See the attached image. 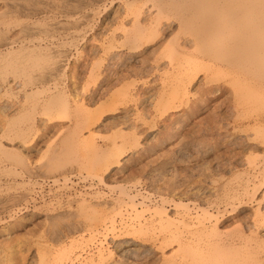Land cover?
<instances>
[{"label":"rangeland","instance_id":"rangeland-1","mask_svg":"<svg viewBox=\"0 0 264 264\" xmlns=\"http://www.w3.org/2000/svg\"><path fill=\"white\" fill-rule=\"evenodd\" d=\"M22 1L0 0V20L8 15L11 22L0 25L8 35L0 34V145L24 159L0 152V264H264V144L254 140L262 131L233 124L231 104L223 99L228 94L196 100L203 69L187 84L185 99L178 98L173 58L190 55L179 22L166 23V31L129 57L125 32L156 15L155 0ZM32 56L53 57L61 68L37 67ZM43 75L46 88L24 96L38 90L26 84ZM55 87L64 95L46 112L45 95ZM39 102L42 111H34ZM211 116H220L221 127L209 132ZM66 139L72 159H50ZM118 145L126 149L122 155L100 161L99 153L111 155ZM49 179L68 183L44 184ZM121 186L137 202L146 196L138 206L142 216ZM163 199L167 214L151 212ZM56 216L66 218L58 233ZM77 219L82 224L70 229Z\"/></svg>","mask_w":264,"mask_h":264},{"label":"bare ground","instance_id":"bare-ground-1","mask_svg":"<svg viewBox=\"0 0 264 264\" xmlns=\"http://www.w3.org/2000/svg\"><path fill=\"white\" fill-rule=\"evenodd\" d=\"M52 1V0H51ZM80 1V0H79ZM111 1V0H110ZM134 1V0H133ZM22 2H25L22 1ZM37 2V1H36ZM68 3V2H67ZM34 4V3H33ZM36 4V3H35ZM56 4V3H55ZM71 4V3H70ZM85 4V3H84ZM67 5V4H65ZM109 5V4H108ZM29 6V5H28ZM56 6V5H55ZM119 6V5H118ZM136 6V5H135ZM157 7V13L153 17L146 18L143 15V19L139 20L144 24L140 26H135L132 29H129L125 32L127 44L125 45L126 54L129 57L135 56L140 52H143V45L145 40L151 39L154 34L163 33L165 30L166 23L169 24L174 21H178L180 25V33L183 35L189 36L187 44L190 48L185 55L189 56L185 59L184 55L177 56L173 58L175 64H172L173 69L176 74L177 81V96L178 98H182L183 100L187 96V84H191L195 78L196 74L199 70H204V77L201 80L203 85V92L196 89L195 94H199V97L196 98L202 99L205 97L206 99L212 97H219L226 95L223 99H226L231 104L229 107L232 118L233 124L239 126H245L243 128L244 131H247L249 125H253L254 127L258 128L260 133L255 134L257 138L254 137L255 141H258V144H264V0H202V1H195V0H155V5ZM21 7V6H20ZM37 7V6H36ZM52 7V6H51ZM57 7V6H56ZM55 7V8H56ZM62 7V5L60 6ZM59 7V8H60ZM65 7V6H64ZM16 8V7H15ZM13 8V9H15ZM40 8V7H39ZM50 8V7H49ZM54 8V10H55ZM104 8V7H103ZM122 8V7H121ZM146 8V7H145ZM46 9V7H45ZM48 9V8H47ZM58 9V8H57ZM56 9V10H57ZM68 9V8H67ZM17 10V9H16ZM29 10V9H27ZM38 10V9H37ZM61 10V9H59ZM5 12V11H4ZM37 12V11H36ZM45 12V10L43 11ZM54 12V11H53ZM75 12V11H74ZM95 12V11H94ZM15 13V11H14ZM57 13V12H56ZM62 13V12H61ZM76 13V12H75ZM82 13V12H81ZM4 14V13H3ZM8 14V13H7ZM11 14V13H10ZM43 14V13H42ZM77 14V13H76ZM27 15V14H26ZM71 15V14H70ZM79 15V14H78ZM94 15V14H93ZM13 16V15H12ZM64 16V15H63ZM88 16V15H87ZM117 16V15H116ZM9 17L8 15H3L2 20H0V25L10 26L11 22L6 20ZM54 17V16H53ZM90 17V16H89ZM12 18V17H10ZM64 18V17H63ZM35 19V18H34ZM129 19V18H128ZM137 19H140L137 16ZM28 21V20H27ZM32 21V20H31ZM37 21V20H36ZM70 21V20H69ZM41 22V20H40ZM49 22V21H48ZM59 22V21H58ZM56 22V23H58ZM13 23V22H12ZM23 23V22H21ZM39 23V21H38ZM66 23V22H65ZM78 23V21H77ZM69 24V23H68ZM80 24V23H79ZM84 24V23H83ZM41 25V24H40ZM71 25V24H70ZM25 26V25H24ZM65 26V25H64ZM168 26V25H167ZM1 27V26H0ZM72 27V26H71ZM85 27V26H84ZM7 28V27H6ZM38 29V28H37ZM177 29V28H176ZM2 32L0 34H4V31L0 29ZM47 30V29H46ZM45 30V32H47ZM25 31V30H24ZM50 31V30H49ZM60 31V30H59ZM83 31V30H82ZM54 32V31H53ZM69 32V31H68ZM108 32V31H107ZM49 33H52L51 31ZM56 33V32H55ZM110 33V31H109ZM85 34V33H84ZM105 34V33H104ZM6 36V34H4ZM45 35V34H44ZM52 35V34H51ZM172 35V34H171ZM1 36V35H0ZM8 36V35H7ZM6 36V37H7ZM19 36V35H18ZM17 36V37H18ZM48 36V35H47ZM60 36V35H59ZM81 36V35H79ZM105 36V35H104ZM181 36V37H182ZM5 37V38H6ZM24 37V36H23ZM50 38V35L48 36ZM165 37V36H163ZM8 38V37H7ZM20 38V37H19ZM52 38V36H51ZM1 39V37H0ZM3 39V38H2ZM48 39V38H47ZM162 39V38H161ZM183 39V38H182ZM7 40V39H5ZM64 40V39H63ZM81 40V39H80ZM116 40V39H115ZM187 40V39H186ZM31 41V40H30ZM161 41V40H160ZM1 42V41H0ZM52 42V41H51ZM113 42V41H112ZM159 42V40H158ZM2 43V42H1ZM4 43V42H3ZM12 43V42H11ZM9 44V43H8ZM24 44V43H23ZM2 45V44H0ZM25 45V44H24ZM28 45V44H27ZM156 45V43H155ZM4 47V46H2ZM6 47V46H5ZM70 47V46H69ZM109 47H114L112 44ZM24 48V47H23ZM7 49V47H6ZM12 49V48H11ZM25 49V48H24ZM114 49V48H112ZM38 50V49H37ZM92 50V49H91ZM145 50V49H144ZM154 51V47L152 49ZM11 51V50H10ZM2 52V51H0ZM4 52V50H3ZM2 52V53H3ZM6 52V51H5ZM41 52V51H40ZM60 52V51H59ZM99 52V51H98ZM109 52V51H108ZM113 52V51H112ZM15 53L12 50L11 55ZM52 53V52H51ZM57 53V52H56ZM151 53V52H150ZM5 54V53H4ZM10 54V53H9ZM41 54V53H40ZM43 54V53H42ZM50 54V53H49ZM59 54V53H58ZM1 53H0V60H1ZM33 55V54H32ZM44 55V54H43ZM47 55V54H46ZM88 55V54H87ZM141 55V54H140ZM7 56H10L7 54ZM56 56V55H55ZM66 56V55H65ZM30 57V56H29ZM128 57V58H129ZM7 58V57H6ZM9 58V57H8ZM57 58V57H56ZM59 58V57H58ZM152 59V58H151ZM27 60V59H26ZM142 60V59H140ZM21 61V60H20ZM19 61V62H20ZM31 61L34 65L39 66L40 68L46 69L47 66H51L53 71H58L59 62L58 60L53 57H39V56H32ZM31 61H29L31 63ZM4 62V61H3ZM17 62V61H16ZM26 62V61H25ZM2 63V62H1ZM172 63V62H171ZM15 64V63H14ZM20 64V63H19ZM22 64V63H21ZM61 64V63H60ZM86 64V62H85ZM167 64V63H166ZM159 65V64H158ZM157 65V66H158ZM168 65V64H167ZM0 66H2L0 64ZM5 66V65H4ZM29 66V65H28ZM134 66V65H133ZM150 66V65H149ZM165 66V65H164ZM16 67V66H15ZM30 67V66H29ZM36 67V66H35ZM36 67V68H37ZM100 67V66H99ZM111 67V66H110ZM121 67V66H120ZM138 67V66H136ZM6 68V66H5ZM27 68V67H26ZM98 68V67H97ZM169 68V67H168ZM48 69V68H47ZM50 69V68H49ZM96 68H94L95 70ZM134 69V68H133ZM149 69V68H148ZM167 69V67H166ZM2 70V69H1ZM9 70V69H8ZM26 70V69H25ZM36 70V69H34ZM41 70V69H40ZM93 70V69H92ZM50 71V70H49ZM48 71V72H49ZM114 71V70H113ZM126 71H130L129 69ZM125 71V72H126ZM147 71V70H146ZM168 71V70H167ZM6 72V71H5ZM46 72V71H45ZM101 72V71H100ZM111 72V71H110ZM133 72V71H132ZM144 72V71H143ZM1 73V72H0ZM30 73V72H29ZM59 73V72H58ZM127 73V72H126ZM139 73V72H138ZM157 73V72H156ZM48 77L49 75L47 72L45 73ZM103 74V73H102ZM4 75V74H3ZM2 75V76H3ZM27 75V74H26ZM29 76V75H27ZM42 76V75H41ZM57 76V75H56ZM63 76V75H62ZM123 76V75H122ZM128 76V75H127ZM158 76V75H157ZM5 77V76H4ZM38 77V76H37ZM104 77V76H103ZM30 78V77H29ZM38 79V82L35 81L37 78L34 77V81H31L26 84L27 87L31 86L38 87V90H34L30 93L26 90L24 92V96L30 97L34 96L35 94L38 95L40 92V88H46L47 80ZM51 78V77H50ZM112 79V78H111ZM122 79V78H120ZM142 79V78H141ZM23 80V79H22ZM33 80V78H32ZM74 80V79H73ZM79 80V79H78ZM117 80V79H116ZM119 80V79H118ZM158 80V79H157ZM156 80V81H157ZM29 81V79H28ZM49 81V80H48ZM53 81V80H52ZM130 81V80H129ZM58 82V81H57ZM140 82V81H139ZM4 84V83H3ZM56 84V83H55ZM59 84V83H58ZM103 84V83H102ZM157 84V83H156ZM17 85V83H16ZM54 85V84H53ZM137 85V84H136ZM200 86V85H199ZM35 87V89H37ZM60 87V86H59ZM52 94H46L47 97L45 100L46 102V112H50L55 106L58 99L63 97L62 91H57ZM156 88V87H155ZM42 89V90H43ZM99 89V88H98ZM1 90V89H0ZM20 90V89H19ZM24 90V89H23ZM32 90V89H31ZM46 90V89H45ZM49 90V88H48ZM61 90V89H59ZM157 90V88H156ZM189 90V89H188ZM15 91V90H14ZM21 91V90H20ZM25 91V90H24ZM47 92V91H46ZM45 92V93H46ZM193 92V91H192ZM9 93V92H7ZM66 93V92H65ZM138 93V92H137ZM155 93V92H154ZM190 93V92H189ZM203 93V94H200ZM74 94V93H73ZM76 94V92H75ZM83 94V93H81ZM22 95V94H21ZM43 95V94H41ZM85 95V94H84ZM83 95V96H84ZM10 96V95H9ZM77 96V95H76ZM90 96V95H89ZM115 93L111 94V97L116 99ZM44 97V96H43ZM149 97V96H148ZM35 98V97H34ZM32 98V99H34ZM40 98V97H38ZM111 98V99H112ZM221 98V97H220ZM30 99V98H29ZM37 99V98H36ZM36 103H38L36 100ZM92 100V99H91ZM104 100V99H103ZM13 101V100H12ZM30 101V100H29ZM33 101V102H34ZM113 101V100H112ZM205 101V100H204ZM27 102V99H26ZM93 102V101H92ZM196 102V101H195ZM206 102V101H205ZM209 102V101H208ZM224 102V101H223ZM17 103V102H16ZM36 103H34L36 105ZM192 102L187 101V104L191 106ZM217 103V102H216ZM33 104V105H34ZM41 103L39 102L38 105L33 106L34 111L39 110L38 108ZM197 104V103H196ZM14 105V104H13ZM27 105V104H26ZM215 105V104H214ZM8 106V105H7ZM41 106V105H40ZM44 106V105H43ZM208 106V105H207ZM223 106V105H222ZM13 107V106H12ZM32 107V106H31ZM82 107V106H81ZM5 108V107H4ZM11 108V107H10ZM9 108V109H10ZM196 108V107H195ZM28 108H25V110ZM32 109V108H31ZM41 109V108H40ZM191 109V108H190ZM216 109V108H215ZM219 109V108H218ZM147 110V109H146ZM186 110V109H185ZM194 110V108H193ZM191 110V111H193ZM31 111V110H30ZM42 111V109L40 110ZM39 111V112H40ZM81 109H77L79 113ZM196 111V110H195ZM229 111V112H230ZM24 112V111H23ZM26 112V111H25ZM38 112V113H39ZM188 112V111H187ZM186 112V113H187ZM212 112V111H211ZM228 112V113H229ZM77 113V114H78ZM97 113V112H96ZM130 113V112H129ZM191 113V112H190ZM2 114V113H1ZM19 114V113H18ZM230 114V113H229ZM172 115V114H171ZM190 115V114H189ZM211 115V114H210ZM213 115V114H212ZM75 116V115H74ZM78 116V115H77ZM231 116V115H230ZM217 117L220 116H211L210 123L208 125V131L212 132L214 129H219L221 127V121L218 120ZM224 117V116H223ZM222 117V118H223ZM227 117V116H226ZM182 118V117H181ZM121 119V118H120ZM225 119V118H224ZM174 120V119H173ZM220 121V122H219ZM228 121V120H227ZM226 121V122H227ZM32 122V121H31ZM30 122V123H31ZM187 122V121H186ZM45 124V123H44ZM170 124V123H169ZM131 125V124H130ZM7 126V125H6ZM5 126V127H6ZM80 125L78 124V128ZM93 126V125H92ZM198 126V125H197ZM207 126V125H206ZM27 127V126H26ZM29 127V126H28ZM54 127V126H53ZM139 127V126H138ZM241 127V128H242ZM33 128V127H32ZM47 128V127H46ZM67 128V127H66ZM237 128V127H236ZM235 128V129H236ZM5 129V128H4ZM25 129V128H24ZM52 129V128H51ZM21 130V129H20ZM82 130V128L80 129ZM241 130V131H243ZM22 131V130H21ZM25 131V130H24ZM23 131V132H24ZM47 131V130H46ZM219 131V130H218ZM221 131V130H220ZM29 132V130L27 131ZM80 132V131H79ZM78 132V133H79ZM92 132V131H91ZM26 134V133H25ZM192 134V133H191ZM228 134V133H227ZM232 134V133H231ZM245 136V135H244ZM197 138V137H196ZM210 138V137H209ZM214 138V137H213ZM227 138V137H226ZM251 140V139H250ZM203 141V140H202ZM227 141V140H226ZM69 139H66V145L63 146L60 152L55 151L54 157L50 159L59 160L63 162V159L60 155H67L70 157L72 153H70L69 146H68ZM211 142V141H210ZM205 143V142H203ZM208 143V142H207ZM209 144V143H208ZM211 144V143H210ZM209 144V145H210ZM213 144V143H212ZM215 144V143H214ZM135 145V144H134ZM239 145V144H238ZM243 145V144H242ZM213 146V145H212ZM254 146V145H253ZM207 147V145H206ZM209 147V146H208ZM75 148V147H74ZM257 149V148H256ZM124 145H118L114 148L113 153L111 155L107 154L105 151L99 153V159L101 162L108 163L110 159L113 157H118L125 152ZM208 150V149H207ZM0 152L4 154L6 157H10L14 160L20 161L24 163L23 157L19 155H12L4 151L0 145ZM256 154V153H255ZM255 154L253 156H255ZM257 155V154H256ZM72 158L70 157V160ZM253 159V158H251ZM111 162V161H110ZM114 162V160H113ZM115 162H119V160H115ZM261 164L264 166V157L260 160ZM72 163V162H71ZM104 163V164H105ZM124 163V162H123ZM126 163V162H125ZM109 164V163H108ZM112 164V163H111ZM62 165V164H61ZM100 165V164H99ZM103 165V164H102ZM115 165V164H114ZM258 165V164H257ZM41 166V165H40ZM47 166V165H46ZM110 166V165H109ZM51 167V166H50ZM259 167V166H258ZM264 168V167H263ZM261 167V169H263ZM260 169V170H261ZM46 172V171H45ZM262 172V171H261ZM264 173V172H262ZM106 174V173H105ZM258 174V173H257ZM260 174V173H259ZM262 177V176H261ZM67 178V176H66ZM65 179V178H64ZM102 179V178H101ZM260 179V178H259ZM69 180L66 179V181ZM52 181V183H64L67 184L68 182H64L62 179H55V180H45ZM103 181V180H102ZM260 181V180H259ZM258 181V182H259ZM264 181V178L263 180ZM264 182L259 183L263 185ZM256 185V183H255ZM254 185V186H255ZM253 186V196H255L258 191ZM258 186V184H257ZM247 187V186H246ZM230 188V187H229ZM234 189V188H233ZM243 189V188H242ZM262 189V187H261ZM121 192L126 193L129 196V200L131 202V207L137 213V216H142V210L138 209V206L144 205V200L137 202L136 195H130L126 192V187L121 186ZM224 191V190H223ZM226 191V190H225ZM228 191V190H227ZM211 192V191H210ZM227 193V192H226ZM225 193V194H226ZM238 193V192H237ZM252 193V192H251ZM250 194V193H249ZM261 194V193H260ZM259 194V195H260ZM125 195V194H124ZM221 195V194H220ZM252 195V194H251ZM250 195V196H251ZM75 196V195H74ZM227 196V195H226ZM231 197V196H230ZM229 197V198H230ZM239 197V196H238ZM252 197V196H251ZM250 197V198H251ZM262 197V196H261ZM260 197V198H261ZM217 198V197H216ZM222 198V197H221ZM225 198V197H224ZM227 198V197H226ZM256 198V197H255ZM241 199V198H240ZM244 199V197H243ZM254 199V198H253ZM253 199L251 201H253ZM223 201V199H221ZM249 200V199H248ZM247 200V201H248ZM255 200V199H254ZM260 200V199H259ZM220 201V197H219ZM238 201V200H236ZM250 201V202H251ZM257 201V200H256ZM262 201V200H261ZM229 202V201H228ZM244 202V200L242 201ZM246 202V201H245ZM166 200H162V205H157L151 212L159 213L156 215H160V213L165 214L168 209L165 208ZM223 203V202H222ZM258 203V202H257ZM214 204V203H213ZM217 204H220L219 202ZM234 204V203H233ZM242 204V203H241ZM262 204V203H261ZM176 206L182 205V203H175ZM230 205V203H229ZM129 206V205H128ZM219 206V205H218ZM226 206V205H224ZM233 206V205H230ZM229 206V207H230ZM228 207V206H227ZM226 207V210L228 209ZM237 207V206H236ZM236 207H234L236 209ZM263 207V206H262ZM56 208V207H55ZM131 209V208H130ZM147 209H150L149 207ZM146 209V210H147ZM225 209V208H224ZM255 209V208H254ZM121 210V209H120ZM219 210V209H218ZM232 211V210H231ZM165 212V213H163ZM209 211H203L207 217L211 218L214 215L212 213H208ZM121 213V212H120ZM150 213V212H149ZM154 213V214H155ZM202 213V214H203ZM215 213V212H214ZM218 213V212H217ZM167 214V213H166ZM203 214V215H204ZM189 215V214H188ZM218 215H220L218 213ZM223 216V214H221ZM217 216V215H216ZM221 216V217H222ZM74 217V216H73ZM77 217V216H76ZM136 217V216H135ZM170 217V216H168ZM206 217V218H207ZM218 217V216H217ZM217 217H213L214 219ZM65 218V217H62ZM62 218L54 217L53 227L57 232L59 230V225L61 224ZM132 218V217H131ZM194 218V217H193ZM192 218V219H193ZM205 218V216L203 217ZM238 218V216H237ZM66 219V218H65ZM76 219V218H75ZM199 222H202L201 218ZM197 219V221H198ZM239 219V218H238ZM87 218L84 220L86 222ZM176 220V219H175ZM182 220V219H181ZM187 220V219H186ZM190 220V219H189ZM196 220V217L195 219ZM209 220V219H208ZM220 220V218H219ZM216 219V221H219ZM113 221V220H112ZM196 221V222H197ZM204 221V220H203ZM82 220L77 219L76 221L69 222V228H76L77 225L80 223L82 224ZM115 222V221H114ZM177 222V220H176ZM185 223V221H183ZM182 221L180 222L183 223ZM189 222V221H188ZM193 222V220H192ZM195 222V221H194ZM207 222V220H206ZM221 222V221H220ZM183 223V225H184ZM187 223V222H186ZM210 223V222H209ZM215 223V222H214ZM50 224V223H49ZM112 224V223H111ZM195 224V223H193ZM206 224V223H205ZM182 225V226H183ZM201 225V223H200ZM204 225V223L202 224ZM191 226V225H190ZM199 226V225H197ZM184 227V226H183ZM195 227V226H194ZM220 227V226H219ZM113 228V227H112ZM115 228V227H114ZM189 228V227H187ZM259 228V227H258ZM108 229V228H107ZM111 229V228H110ZM192 229V228H191ZM252 229V227H251ZM119 230V229H118ZM60 231V230H59ZM256 231V230H255ZM55 232L53 234H55ZM245 232V231H244ZM58 233V232H57ZM238 233V232H237ZM243 233V232H242ZM247 234V233H246ZM56 235V234H55ZM248 235V234H247ZM245 236V235H244ZM59 237V236H58ZM239 237V236H238ZM248 237V236H247ZM254 238V237H253ZM245 239V238H244ZM255 239L258 241L255 236ZM252 241V239H250ZM249 240V241H250ZM261 240V239H260ZM259 242V241H258ZM219 244V243H218ZM253 244V242H252ZM256 244V243H255ZM124 245V244H123ZM227 245V244H226ZM229 248V247H228ZM232 248V247H231ZM128 250V249H127ZM238 250V249H237ZM249 250V249H248ZM131 253V252H130ZM246 253V252H245ZM133 254V253H132ZM260 254V253H259ZM135 255V254H134ZM148 255V254H147ZM142 256V254H141ZM158 256V255H157ZM145 257V256H144ZM214 257V256H213ZM138 258V256H137ZM217 258V257H216ZM142 259V258H141ZM159 259V258H158ZM248 261V259H247ZM215 262L216 259H215ZM217 264V263H216ZM229 264V263H228ZM245 264V263H244Z\"/></svg>","mask_w":264,"mask_h":264}]
</instances>
